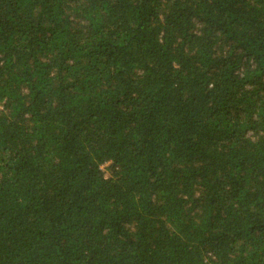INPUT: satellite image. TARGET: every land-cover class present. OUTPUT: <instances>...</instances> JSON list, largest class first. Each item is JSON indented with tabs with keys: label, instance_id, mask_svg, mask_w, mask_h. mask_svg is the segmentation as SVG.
<instances>
[{
	"label": "trees",
	"instance_id": "16d2710c",
	"mask_svg": "<svg viewBox=\"0 0 264 264\" xmlns=\"http://www.w3.org/2000/svg\"><path fill=\"white\" fill-rule=\"evenodd\" d=\"M0 264H264V0H0Z\"/></svg>",
	"mask_w": 264,
	"mask_h": 264
}]
</instances>
